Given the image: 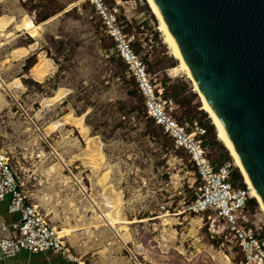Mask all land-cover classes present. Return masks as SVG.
Wrapping results in <instances>:
<instances>
[{"label":"rangeland","instance_id":"obj_1","mask_svg":"<svg viewBox=\"0 0 264 264\" xmlns=\"http://www.w3.org/2000/svg\"><path fill=\"white\" fill-rule=\"evenodd\" d=\"M108 4L164 100L174 101V117L208 127L205 145L219 165L224 152L213 142L224 144L149 1ZM167 56L175 68L159 65ZM30 59L34 70L25 69ZM165 86L184 92L175 99ZM0 149L71 246L92 222L106 245L120 223L124 264L243 262L231 238L212 239L208 220L188 212L201 187L197 168L149 119L134 73L86 0H0ZM250 193L257 205L240 222L264 240V212Z\"/></svg>","mask_w":264,"mask_h":264},{"label":"water","instance_id":"obj_2","mask_svg":"<svg viewBox=\"0 0 264 264\" xmlns=\"http://www.w3.org/2000/svg\"><path fill=\"white\" fill-rule=\"evenodd\" d=\"M264 203V0H153Z\"/></svg>","mask_w":264,"mask_h":264},{"label":"built area","instance_id":"obj_3","mask_svg":"<svg viewBox=\"0 0 264 264\" xmlns=\"http://www.w3.org/2000/svg\"><path fill=\"white\" fill-rule=\"evenodd\" d=\"M86 1L134 73L149 119L172 140L177 150L190 157L197 168L201 187L188 212L208 220L212 239L221 234L224 237L226 235L228 240L231 238L243 256L242 264H264V240L239 220L251 198V191L237 189L233 185L231 162L218 169L212 164L204 139L207 131L199 122L187 121L183 125L174 117V101L164 100V94L154 85L146 66L133 51L131 41L119 25L118 10L111 8L108 0ZM7 200L12 201L10 213L19 215L20 220L13 225L16 237L0 239V254L3 258H15L22 253L54 252L70 263L87 264L65 236L51 224L40 207L30 202L11 159L0 149V203Z\"/></svg>","mask_w":264,"mask_h":264},{"label":"crops","instance_id":"obj_4","mask_svg":"<svg viewBox=\"0 0 264 264\" xmlns=\"http://www.w3.org/2000/svg\"><path fill=\"white\" fill-rule=\"evenodd\" d=\"M35 55V54H33ZM43 200V198H42ZM12 205L11 200L0 203V239H12L17 236L16 231L13 229V225L18 223L20 216L10 213ZM136 222H130L133 228L137 224ZM123 224H116L114 231V238L107 240L105 245L102 242V238L107 237L105 233L109 232L106 228L102 229L103 234L97 232L96 224H87L91 230L83 231L74 235L71 241L74 243V251L87 262V264H124V242L122 234L118 229ZM100 237V239H99ZM112 238V237H111ZM98 240V241H97ZM118 242L121 244L119 245ZM0 264H73L70 263L63 256L54 252H48L46 254H29L22 253L15 258H3L0 254Z\"/></svg>","mask_w":264,"mask_h":264},{"label":"bare ground","instance_id":"obj_5","mask_svg":"<svg viewBox=\"0 0 264 264\" xmlns=\"http://www.w3.org/2000/svg\"><path fill=\"white\" fill-rule=\"evenodd\" d=\"M152 9L154 10V12L157 14L159 20L161 21L162 27L163 29L167 32L168 37H169V43L171 44V46L173 47L177 57L181 60L183 67L188 71L191 79L193 80V83L195 85V89H196V93L199 94L200 98L202 99L203 102V107L204 110L208 113L209 117L211 118L213 124L216 126L217 128V133H218V137L220 139V141L224 144V146L229 150V152L231 153L232 157L235 160V165L236 167H238L240 169L241 174L243 175L246 183L250 186L251 188V192H252V196H254L259 204L261 205V209L264 212V203L261 200V198L258 196L253 184L251 183L250 179L248 178L245 168L243 166V164L241 163V161L237 158L235 149L230 141V139L228 138V135L225 131V128L217 121V117L214 113V111L212 110L211 106L209 105L207 99L205 98V96L203 95L202 91L200 90L199 86L197 85L192 73L190 72L185 59L183 57V54L181 53V50L179 49V46L177 45L175 39L173 38V36L171 35L166 23L163 20V17L161 16L160 12H159V8L157 7L156 3L153 0H148ZM26 24V23H25ZM26 30L28 33H30L31 35H34L35 37L37 36V34L35 33L37 28L32 25V24H26L25 25ZM36 68V66L33 68V70ZM35 76V75H34ZM36 77V76H35ZM37 80V79H36ZM68 123V122H67ZM61 126V125H60ZM84 128V127H83ZM81 131V130H80ZM81 133V132H80ZM84 133V132H83ZM87 134V133H85ZM103 218V217H102Z\"/></svg>","mask_w":264,"mask_h":264},{"label":"trees","instance_id":"obj_6","mask_svg":"<svg viewBox=\"0 0 264 264\" xmlns=\"http://www.w3.org/2000/svg\"><path fill=\"white\" fill-rule=\"evenodd\" d=\"M56 13H51V14H47L46 16H44V17H41L40 19H38V22L39 23H44V22H46V21H48L52 16H54ZM39 23H37V24H39ZM36 65V61H32L31 59L30 60H28V62H27V65H26V67H25V69L26 70H30L31 68H33L34 66ZM161 67H163L164 69H168V68H175V62H174V60H172V58H169L168 56L161 62V64H159ZM164 90H165V92L166 93H172V97L173 98H175V99H177L178 97H179V95L182 93V92H184L183 91V89H182V92L180 91V90H178L176 87H171V86H165L164 87ZM132 95H134V94H132ZM214 125V124H213ZM201 126L207 131V135H208V131H209V129H208V127L206 126V125H204V124H201ZM214 127L216 128V126L214 125ZM217 129V128H216ZM211 130H214L213 129V127H211ZM207 135L206 136H204V139H206L207 138ZM215 146H217V147H219L220 149H221V151H223L224 153H223V155L221 156V160L219 161V165H216V167H217V169L218 168H220V167H222L223 165H225L226 163H228V162H230V160H231V158H230V156L232 157V155H231V153L229 152V150L227 149V151L229 152H227L226 151V149L224 148V146L222 145V144H220L219 142H217V141H214L213 142V147H215ZM229 154H230V156H229ZM233 158V157H232ZM215 166V165H214ZM244 180H243V178H242V175L238 172V171H236V170H234L233 171V174H232V182H233V185L237 188V189H244V190H246V186H245V184H244V182H243ZM256 199V198H255ZM257 200V199H256ZM257 204H256V202H255V200H253V199H250L249 200V202H248V205H247V207H255ZM247 207H246V209H247ZM245 209V210H246ZM243 211V213H245L246 211ZM242 214L239 216V220L241 221L242 220Z\"/></svg>","mask_w":264,"mask_h":264}]
</instances>
